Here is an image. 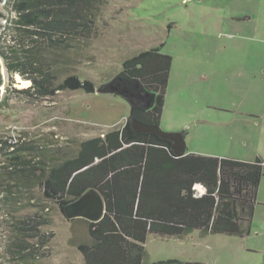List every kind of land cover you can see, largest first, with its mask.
I'll return each mask as SVG.
<instances>
[{"label":"rangeland","instance_id":"obj_1","mask_svg":"<svg viewBox=\"0 0 264 264\" xmlns=\"http://www.w3.org/2000/svg\"><path fill=\"white\" fill-rule=\"evenodd\" d=\"M97 1V2H96ZM95 23L85 47L69 49L75 62L72 73L94 82L111 80L132 54L159 47L172 58L160 131L182 133L189 154L254 162L264 159V0H96ZM11 2L0 9L13 14ZM4 28L0 31L5 37ZM73 62V61H72ZM68 66V64H67ZM62 67L61 75L66 74ZM5 70L0 105V139L16 145L89 139L121 128L129 103L113 94L66 90L42 100L27 98ZM55 137H49V133ZM62 147V146H61ZM63 148V147H62ZM47 157L38 156L45 163ZM0 192L13 185L1 170ZM40 164V167H43ZM3 172L4 176L1 175ZM9 203L0 197V264H14L12 223L21 216L50 217L41 229L48 237L33 264H84L78 245L89 243L83 218L68 221L39 186H12ZM11 198V199H10ZM46 206L49 211L40 213ZM21 207L22 209H19ZM18 209L15 211V209ZM46 208V209H47ZM11 224V225H10ZM251 232L244 237L195 229L181 236L150 233L142 264L176 261L177 264H264V176L260 178ZM36 240H30L34 243ZM42 254L46 256H42Z\"/></svg>","mask_w":264,"mask_h":264},{"label":"trees","instance_id":"obj_2","mask_svg":"<svg viewBox=\"0 0 264 264\" xmlns=\"http://www.w3.org/2000/svg\"><path fill=\"white\" fill-rule=\"evenodd\" d=\"M9 1L13 14L4 28L5 37L0 39V58L12 82L16 75L29 82L13 89L15 92L45 100L66 90H82L117 95L130 106L121 128L86 140L59 142L56 150L52 141L58 138L53 132L48 136L56 140L47 141L48 149L37 141L16 145L11 139H0L1 170L13 185L24 189L39 186L43 197L53 200L68 221L75 218H67L66 207L83 194L93 190L103 199V218L89 221L81 217L90 238L89 243L77 247L84 264H142L150 233L178 237L202 229L233 237L250 234L256 194L264 176L262 158L249 163L189 154L186 148L175 154L171 140L153 131L137 132L131 125L135 120L146 128L160 127L172 67V58L160 52L162 44L127 57L118 74L95 86L72 73L75 60L68 53L86 46L77 40L87 37L95 23V9L89 8L96 0ZM65 66L62 76L60 70ZM146 94L152 96L147 108L150 98ZM4 103L2 99L0 105ZM45 153L50 157L42 163L37 157H47ZM197 184L203 186L204 193L194 192ZM13 185L4 191L5 196L0 192L3 202L9 203L8 193L18 195ZM21 197L18 195L13 205ZM46 208L40 207V213L48 212ZM50 222V217L36 212L10 224L15 253L9 261L33 264L40 259L39 248L48 242L41 229Z\"/></svg>","mask_w":264,"mask_h":264},{"label":"water","instance_id":"obj_3","mask_svg":"<svg viewBox=\"0 0 264 264\" xmlns=\"http://www.w3.org/2000/svg\"><path fill=\"white\" fill-rule=\"evenodd\" d=\"M5 0H0V5L4 3ZM7 15L0 9V31L4 28L3 21L6 19ZM5 80V68L4 62L0 58V99L1 95H3V88H7L4 84ZM146 97L150 98V100L146 103V108L151 105L152 96L150 94H146ZM132 127L137 132H155L160 134L161 138L168 139L173 142L172 149L175 154L181 152L185 146L186 142L183 137V134L178 133H164L160 131V127L152 129L146 128L143 124L133 120L131 122ZM104 201L98 195L96 191H88L83 194L80 199H78L74 204L70 207H67L65 212L68 219H73L77 217H83L89 221H99L104 216ZM77 206V209L74 207Z\"/></svg>","mask_w":264,"mask_h":264},{"label":"bare ground","instance_id":"obj_4","mask_svg":"<svg viewBox=\"0 0 264 264\" xmlns=\"http://www.w3.org/2000/svg\"><path fill=\"white\" fill-rule=\"evenodd\" d=\"M17 82L20 86L25 87L29 85V82L27 80H23L19 75H16Z\"/></svg>","mask_w":264,"mask_h":264},{"label":"built area","instance_id":"obj_5","mask_svg":"<svg viewBox=\"0 0 264 264\" xmlns=\"http://www.w3.org/2000/svg\"><path fill=\"white\" fill-rule=\"evenodd\" d=\"M193 189L195 190L194 192H198L199 194H202L205 191V189L203 188L201 184L195 185Z\"/></svg>","mask_w":264,"mask_h":264},{"label":"flooded vegetation","instance_id":"obj_6","mask_svg":"<svg viewBox=\"0 0 264 264\" xmlns=\"http://www.w3.org/2000/svg\"><path fill=\"white\" fill-rule=\"evenodd\" d=\"M75 202H76V201H75ZM73 204H74V202H72L71 205H69V206H67V207H70V206H72ZM67 207H66V208H67ZM77 208H78L77 206L74 207V209H77Z\"/></svg>","mask_w":264,"mask_h":264},{"label":"crops","instance_id":"obj_7","mask_svg":"<svg viewBox=\"0 0 264 264\" xmlns=\"http://www.w3.org/2000/svg\"><path fill=\"white\" fill-rule=\"evenodd\" d=\"M260 157V156H259ZM260 158H262V157H260ZM263 159V158H262ZM264 160V159H263Z\"/></svg>","mask_w":264,"mask_h":264},{"label":"clouds","instance_id":"obj_8","mask_svg":"<svg viewBox=\"0 0 264 264\" xmlns=\"http://www.w3.org/2000/svg\"><path fill=\"white\" fill-rule=\"evenodd\" d=\"M74 219V218H73Z\"/></svg>","mask_w":264,"mask_h":264}]
</instances>
